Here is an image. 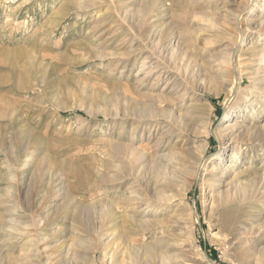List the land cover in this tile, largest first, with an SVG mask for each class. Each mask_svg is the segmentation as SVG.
I'll return each mask as SVG.
<instances>
[{"label": "rangeland", "instance_id": "obj_1", "mask_svg": "<svg viewBox=\"0 0 264 264\" xmlns=\"http://www.w3.org/2000/svg\"><path fill=\"white\" fill-rule=\"evenodd\" d=\"M27 1L0 0V49L16 59L33 54L39 63L26 90L6 85L0 91L1 108L10 104L29 129L28 151L19 161L9 149L13 120L0 118V225L18 201V222L27 233L0 242V264H264V242L249 231L251 222L264 224V204L260 211L249 203L213 205L208 181L219 163L220 131L254 96L261 114L253 119L247 109L241 116L248 114V125H264L258 88L264 65L246 51L252 40L264 47V33L256 29L264 11L247 13L241 30L229 15L245 14L251 0ZM152 3L165 8L163 18L150 19L146 7ZM243 33L246 42L234 55L237 89L229 103L228 82L216 71L230 60L229 50ZM171 37L177 39L170 43ZM144 62L146 68L160 64V73L148 75ZM19 69L32 70L23 62ZM9 73L0 65L1 76ZM115 144L146 150L148 161L158 153L166 169L150 165L120 186L111 183L109 175L119 172L113 166L129 167L125 150L117 152ZM229 146L227 141V165ZM205 152L207 162L196 173L194 158ZM179 159L184 162L174 168ZM128 188L151 199L142 207L150 213L108 234L113 208L131 213L122 204ZM56 190L62 195L49 209L40 204V197L48 199ZM246 212L261 216L246 218ZM64 215L69 234L59 245L41 256L29 251L40 229L25 225Z\"/></svg>", "mask_w": 264, "mask_h": 264}, {"label": "bare ground", "instance_id": "obj_2", "mask_svg": "<svg viewBox=\"0 0 264 264\" xmlns=\"http://www.w3.org/2000/svg\"><path fill=\"white\" fill-rule=\"evenodd\" d=\"M251 3L252 4L249 6V8L247 10L245 9V14H244V12H242L241 14H239L237 16L232 15V14L229 15L230 17H233L232 22L237 24L238 28H240L241 30H242V24L244 23L243 17L247 13H254L259 9H262L264 11V0H251ZM80 4H77V6H79ZM81 8H82V6H81ZM81 8H79V9H81ZM146 8H147L146 12H148L150 14V19H153V20L163 18L164 13L166 12L165 8L162 7L163 9L162 8L159 9L157 4H154V3H152L150 6H148ZM146 8H145V10H146ZM56 15H58V14H56ZM260 19H261L260 22L258 23V25H256L257 26L256 29H257V31H259V34H262V33H264V17H261ZM149 20L147 22H149ZM145 22L146 21H144L143 24H145ZM243 29H244V27H243ZM243 36H244V33L241 36L242 38L240 40H238L237 43H235L236 44V45H234L235 47L232 48L231 50H229L230 60L223 62L221 65V68L217 67L218 69L216 71L217 73L220 74V77L222 79H225V81L228 82L226 85L228 87V96H229L228 98L230 100L229 103L233 100V98H234L233 94L235 93V90L237 89V83H238V80L236 78V74H237L236 73V65L237 64H236V60L234 58V55H235V53H237L236 52L238 50L237 47L239 46V48H240L246 42L245 37H243ZM174 39H177V37H171L169 39V42L173 43ZM143 46H145V45H143ZM246 51L253 52V57L257 58L259 65H264V60H263L264 59V47L260 46L258 41H255V40H252V42L250 41L249 47ZM5 54H6V52H3V49H0V65L6 66L7 69L10 71V73L8 76H4V75L1 76L0 75V91H2L3 86L5 87L6 85L7 86L10 85L14 89H21L23 91L26 90L28 87H26L27 85H26L25 81L30 76V74H32V71H34L33 69H35V71H36V68H38L36 65H38L39 63L36 62L33 54H27L26 53V54L20 56L19 59H16L13 57L10 58L11 56H8ZM172 59L177 64L178 57H176V51H173ZM63 60H65V58ZM257 60H256V62H257ZM20 62H23L25 66L26 65L30 66L32 68L31 72H26V71L20 70L19 69V63ZM146 65H147V62H144L143 63L144 68H142V69H144V70L150 69V71L147 73L148 75H153V74L155 75V73H160V64H157L156 66H154L155 63H153L151 66H149V68H146ZM230 66H232L233 70L229 68ZM260 70H261L260 67L256 69V71H259V72H260ZM36 73H38V72H36ZM260 82H261V85L258 88L261 91V93L264 94V75L261 77ZM3 91L5 93V90H3ZM9 91H11V90H9ZM9 91H7V92H9ZM1 94H2V92H1ZM5 96H7V95H5ZM5 98L7 99V97H5ZM254 98H255L254 101L252 100V98L247 100L245 102V104H246L245 108H244L243 112L240 114V116L238 117V119L227 123V125L224 127V129H222L219 133V138L222 142L221 143L222 149H221L220 153L217 155V159H218L219 163L217 165L213 166V168L209 172L210 177L208 179V181L210 182L209 188L211 190V202L213 203V205L218 204V205H221L223 207H228V206H233V205H246V204L248 205V203H249V204H251L252 207L259 206V209L257 207L256 208H257V210L260 211L262 208V207L260 208V206L264 204V158L260 159V153L262 154V152H264V125H262L260 127L255 126L253 123L251 125H248L246 122V120L248 119V114L241 116L245 112H248L247 109H250V111L248 113L251 115V118L256 119V117H259L258 115L256 116L257 113L261 114V112L259 110L258 111L256 110L258 107L256 105V101H257L258 97L254 96ZM3 101L0 103L3 104L4 103ZM236 104L240 105V102L236 101ZM4 105H3L4 106L3 109L1 108V105H0V118H6V117L11 118L13 120L12 127L14 128V131H15L13 133V136L10 138L11 139V146L9 149H10V151L11 150L14 151V153H16L18 155L19 161H22V160H20V158L23 159V157L27 154V151H28V149L26 148V145L29 141L28 140V134H27L29 129H28V127H25L26 125L24 124V121L20 118V115H18V113L15 112L14 109H12L10 104H8L6 102ZM140 124L143 127L148 126L146 123L141 122ZM134 130L138 131V129H134ZM134 136H132V137H134ZM29 139H30V137H29ZM227 141H229V143H230L229 147H231V150H232V153H231V156L229 159V165L224 164V159H225L224 157H225V152L227 149V147H226ZM32 143H33V141L31 142V144ZM113 144H112V146H114ZM121 144L120 145L115 144L116 147L113 149L114 150L117 149V152H122L123 154H124L123 151L125 150V157H127V159H128V163H129L128 166L129 167L121 168V166L120 167L117 165L113 166L114 172H115V170H116V172H117V170L119 172L117 174L115 172L116 175H112L113 177L109 175V177H111L109 180L111 183L117 181V183H119V186H120V184L124 183V181L126 179H129V177L134 176V175L139 176L142 173L147 172V168L150 165H153L156 169H159V171L166 169V165L164 166V165H162V163H160V161H158V158H157V157H159L158 153L151 156V159L148 161V158H146V156H147V153L145 152L146 150H144L142 148L134 147L132 144H129V145L127 144L128 146L125 145L124 148H122ZM123 144H124V142H123ZM3 145H4V143H3ZM114 153H116V152H114ZM41 158H42V156H41ZM176 162H177V165H176V167H174V165H173L174 168H178V166H180L184 161L179 159V160H175V163ZM206 162H207V153L206 152L203 154H199L197 157H195L194 158V170H195V172L197 173L199 167L201 165L205 164ZM258 162H259V165H258ZM115 163H117V162H115ZM137 182L139 183L140 181H137ZM139 186H142V185L139 183ZM12 189H14V188H12ZM61 195H62V192L60 190H56L50 195V197L48 199L44 198V197H40V201H41L40 204L44 205L45 208L49 209L51 207V204L54 201H56ZM15 197L16 196H12V198H15ZM123 198H124V200H123L122 204L125 206L126 209L130 208V211L132 214L128 213V211H127V214H120V213L115 211L116 208L115 209L113 208L112 214L108 215V219L111 218L110 221H108V225H107V229H106L108 231L107 232L108 234L112 233L118 229H121L123 227L122 223L125 225L137 223L138 221L135 220L136 216H141V218H142V217H144L150 213V212L147 213L148 212L147 208L149 206L146 209H143L142 207L146 203L150 204L151 199L148 198L147 196L142 195L141 193L137 192L134 188H128L127 189V195L125 194L123 196ZM162 199H164V198H162ZM11 202H14V201H11ZM17 202H14L15 206H10V207H14V208H11V209L9 208L6 210L5 221H4L3 225H0V242L3 244H7L8 238L12 235H16L15 238L18 239L19 237L27 234L21 230V229H23V227L20 224L21 222H18V219L21 217V215L19 214L20 207H19V204ZM252 204H254V205H252ZM251 209H253V208H251ZM40 210L42 211V208H40ZM4 212H5V210H4ZM253 213L249 214V212H248L246 215V218L247 217L252 218L255 215L254 220H259V217L261 215L259 213L258 214L255 213L253 215ZM67 220H68V215H64L63 217H59V220H56L53 222H49V220H48L46 223H44V221H42V219H40V225H39V221L31 222V224L27 223L25 225L26 228L33 226L37 230L40 229V239L38 241H35L34 243L30 242L31 240H29L31 245L34 247V249H31L29 251H32V250L33 251L35 250L36 252L38 251L40 253V256H41V252L47 251L48 247L50 245H52L53 243H55L58 246L61 238L65 237L67 234H69V229H68V227L65 226ZM60 223H64L63 226H61ZM187 224L189 225V223H187ZM192 224H193V222H192ZM192 224H190L188 227L190 229V233L193 235V233H194L193 229L194 228H192L193 227ZM120 225H122V226L120 227ZM42 230H48V231L52 232V234L48 236L44 233H41ZM17 231H20V232L17 234ZM246 231H248V229ZM249 231H250V233L253 232V235H255L254 239L257 242H259V244H262V242H264V224L261 226H256L255 222H251V228ZM26 243L28 246V241L25 242V245H26ZM62 243H63V241H62ZM53 248L54 247H52L51 249H53ZM68 248L70 249V246Z\"/></svg>", "mask_w": 264, "mask_h": 264}]
</instances>
